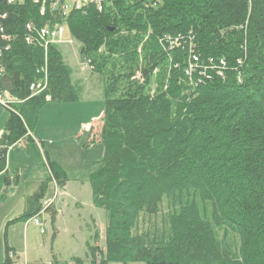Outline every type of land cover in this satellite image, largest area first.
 <instances>
[{
    "label": "trees",
    "instance_id": "trees-1",
    "mask_svg": "<svg viewBox=\"0 0 264 264\" xmlns=\"http://www.w3.org/2000/svg\"><path fill=\"white\" fill-rule=\"evenodd\" d=\"M50 1L0 0V89L14 99L0 173L44 105L81 99L60 46L37 37L65 25L103 86L97 142L85 146L103 148L88 181L107 214L104 247L73 263L264 264V0L89 1L62 17ZM46 162L62 188L66 171ZM46 185L14 221L38 214ZM13 255L6 245L2 264Z\"/></svg>",
    "mask_w": 264,
    "mask_h": 264
},
{
    "label": "rangeland",
    "instance_id": "rangeland-1",
    "mask_svg": "<svg viewBox=\"0 0 264 264\" xmlns=\"http://www.w3.org/2000/svg\"><path fill=\"white\" fill-rule=\"evenodd\" d=\"M64 39L66 43H62L61 48L65 49L68 47L70 49L72 47L76 55L75 57L69 54L64 59L73 70V79L80 78L84 80L85 89H83V98L81 100L76 101L77 103L72 102L64 105L65 107L60 113H62V122L65 121V129L63 135L53 137V140L54 142L62 143V146L70 148L78 145L83 147L89 137L91 127L94 126L98 130L96 125L101 123L103 98L100 99L99 96L103 86L97 74L90 76L84 74L83 65L86 62L79 53L81 45L70 37L67 28L64 29ZM78 60H82L83 65H79ZM0 108L5 110L3 107ZM60 113H55V120H57ZM34 148H37V146L34 145ZM91 152L96 157L93 159L99 160L103 155V148L101 145H96ZM39 156L42 157L41 153ZM73 165L75 164L72 163L70 164L71 167L67 168L70 175L69 178H72L67 187L68 193L71 194L70 198L66 197L69 205L63 208V221L62 219L57 221L58 225L62 226L58 227L55 224L58 232L55 231L53 237L52 222L50 217L47 216L44 224L45 234H40L39 228L31 224L28 226V233L25 238L22 229L11 231L10 242L15 245L16 250L13 257L15 264H74L72 261L73 257L85 259L88 253V245L104 247V225L107 214L104 209L93 206L91 187L88 181V174L93 168V163L90 166L91 170H89V164L86 168H76ZM54 193L57 196L60 195L59 190L55 188L48 197H51ZM91 216L96 221L95 226L91 221ZM3 235L4 232H2V227H0V247ZM0 254H2V248H0ZM1 257L0 264H2ZM130 264L144 263L135 262Z\"/></svg>",
    "mask_w": 264,
    "mask_h": 264
},
{
    "label": "crops",
    "instance_id": "crops-1",
    "mask_svg": "<svg viewBox=\"0 0 264 264\" xmlns=\"http://www.w3.org/2000/svg\"><path fill=\"white\" fill-rule=\"evenodd\" d=\"M70 41V40H69ZM62 44V43H61ZM60 49L63 55V58L68 57L70 55H75L73 48L70 49L67 47L65 49ZM65 61V59H64ZM66 62V61H65ZM82 60H78L79 65L82 64ZM70 66V65H69ZM71 67V66H70ZM84 67V74L86 76L93 75L94 73L88 68L86 63L83 65ZM73 75V70H72ZM85 78V77H84ZM73 79V77H72ZM74 81H79L82 88L85 89L84 80L77 78L73 79ZM101 89V87H100ZM102 91V89H101ZM100 91V99L103 98L102 92ZM83 93V92H82ZM81 95V99H82ZM80 99V100H81ZM77 103V102H74ZM69 103H54L49 102L39 111L37 122L32 130L28 132V135L14 145L8 147L5 151V160L6 165L4 171L0 173V227H2V232H4L1 247L2 254L0 257L4 259V250L5 246L8 245L9 247L13 248L14 255L16 253L15 245L10 242V232L14 230L22 229L24 232V238L27 237L28 233V226L32 224L31 220L25 221H14L26 209V201L29 196H31L38 188L39 184L45 182L47 185L44 198H47L53 189L57 188L59 190L60 195L56 197L53 209L56 210L55 219L52 222L53 227V237L55 231L58 232V228L55 224L58 225V219H62L63 221V208L67 207L69 204L68 199L70 198L71 194L68 193L67 187L70 184L69 173L68 169L70 168V164L74 163L73 165L76 168L87 167L89 164V170H91V165L94 161L93 154H91L97 145H89L85 146V144L93 139V142H97L98 133L101 127V123L96 125L98 130L94 126L91 127L89 132V137L87 141L84 143L83 147L81 145L75 146L74 148H70L67 146H62L60 142H54L53 137H58L63 135V131L65 129V121L62 122V112L64 109V105ZM0 107H3L5 110L0 108V136L4 129V124L8 118V112L4 106L0 104ZM70 107V106H66ZM55 113H60L58 115L57 120H55ZM102 117V116H101ZM61 124V125H60ZM61 129V132H60ZM61 138V137H60ZM48 140V141H47ZM34 145L37 148H34ZM41 153L42 157L39 156ZM34 154V155H32ZM46 154L48 155L51 161L58 163L67 173L68 180L66 184L62 188H58L55 185V182L51 178L50 171L47 166L46 162ZM7 178V181L5 180ZM74 179V178H73ZM56 203L57 206H56ZM80 204V203H78ZM96 211V210H94ZM45 216V218H43ZM49 216V213L46 212L45 214L41 215L43 229L44 224L46 222V217ZM91 221L93 225H96L95 219L91 216ZM106 223V222H105ZM34 226V225H33ZM62 225H58L61 227ZM105 230V225H104ZM40 233V231H39ZM46 231L44 229L45 234ZM41 234V233H40ZM13 255V257H14ZM14 259V258H13ZM51 263L50 260H48ZM15 264V261H14Z\"/></svg>",
    "mask_w": 264,
    "mask_h": 264
},
{
    "label": "built area",
    "instance_id": "built-area-1",
    "mask_svg": "<svg viewBox=\"0 0 264 264\" xmlns=\"http://www.w3.org/2000/svg\"><path fill=\"white\" fill-rule=\"evenodd\" d=\"M7 1L8 3H14L16 0H7ZM89 1L95 2L98 8H101L100 4L102 3L103 0H51L50 2H48V9L52 13L59 14L62 17V16H65L72 7L79 8L81 5ZM44 10L45 8L42 5L40 8V12L43 13ZM65 28H66L65 25H62V24H56L52 28H47L45 26L39 28L37 32V37H38V41L40 45L46 49L51 44L60 45L61 43H66V40L64 39V29ZM171 43H174V42H171ZM196 61H197L196 58L193 57V63L190 62L188 64V67L186 69V74L188 76H190V74L196 69V66L194 63ZM221 65H224L223 62H221ZM215 73L217 76L221 78L223 77V73L221 70H217ZM1 80H2V71L0 69V81ZM44 82L45 81L41 80V81L36 82L35 83L36 85L32 84L31 89H35L37 90V92L43 90L45 87ZM13 100L14 99L12 98V96L10 95L8 91L0 89V104L2 106H6L7 104L11 103ZM56 197L57 195L54 193L51 197L44 198L38 214L33 216L31 219H29V221L31 220L34 226L39 228V231L41 234L44 233L41 215H43L45 213V210L54 203Z\"/></svg>",
    "mask_w": 264,
    "mask_h": 264
},
{
    "label": "water",
    "instance_id": "water-1",
    "mask_svg": "<svg viewBox=\"0 0 264 264\" xmlns=\"http://www.w3.org/2000/svg\"><path fill=\"white\" fill-rule=\"evenodd\" d=\"M0 154H1V151H0Z\"/></svg>",
    "mask_w": 264,
    "mask_h": 264
},
{
    "label": "bare ground",
    "instance_id": "bare-ground-1",
    "mask_svg": "<svg viewBox=\"0 0 264 264\" xmlns=\"http://www.w3.org/2000/svg\"><path fill=\"white\" fill-rule=\"evenodd\" d=\"M56 202V201H55ZM32 218V217H31Z\"/></svg>",
    "mask_w": 264,
    "mask_h": 264
}]
</instances>
